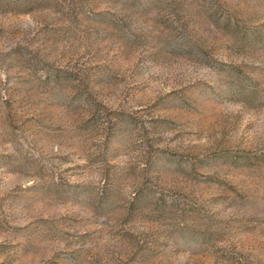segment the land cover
<instances>
[{
	"label": "rangeland",
	"instance_id": "1",
	"mask_svg": "<svg viewBox=\"0 0 264 264\" xmlns=\"http://www.w3.org/2000/svg\"><path fill=\"white\" fill-rule=\"evenodd\" d=\"M0 264H264V0H0Z\"/></svg>",
	"mask_w": 264,
	"mask_h": 264
}]
</instances>
